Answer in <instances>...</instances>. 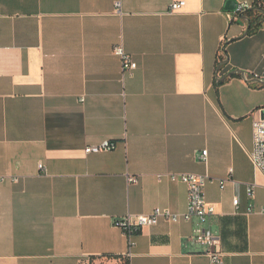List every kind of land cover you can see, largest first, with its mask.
<instances>
[{
  "label": "crops",
  "instance_id": "1",
  "mask_svg": "<svg viewBox=\"0 0 264 264\" xmlns=\"http://www.w3.org/2000/svg\"><path fill=\"white\" fill-rule=\"evenodd\" d=\"M228 1L254 0H0V264H210L195 220L143 228L124 258L115 221L186 212L169 174L208 177L222 264H264V23L246 35Z\"/></svg>",
  "mask_w": 264,
  "mask_h": 264
},
{
  "label": "built area",
  "instance_id": "2",
  "mask_svg": "<svg viewBox=\"0 0 264 264\" xmlns=\"http://www.w3.org/2000/svg\"><path fill=\"white\" fill-rule=\"evenodd\" d=\"M184 7V3H173L170 5L169 14L178 13L181 8ZM252 8V4L241 3L237 5L235 11L231 13L232 20H238L245 11ZM114 55L119 57L121 61V71L122 73L130 74L136 70L137 65L133 62L129 56H127L121 46H116L113 51ZM222 54V49H219V55ZM223 59L217 60L216 65L219 68L223 64ZM252 139L253 148L249 153V159L254 166V168L260 172L264 177V118L254 120L252 123ZM116 148L115 143L110 141H103L98 145L87 146L84 149V153L97 154L100 152H110ZM199 159L206 163L207 151H202ZM43 167L39 165V169ZM172 183L182 184L186 187L188 204L186 212L182 215L171 212L168 209H155L150 215L145 216H132L117 220L114 226L120 229L125 237L129 240L128 252L124 255V258L128 259L131 255L130 250L132 247L131 238L139 233L143 228L154 227L160 221L167 223H179L192 222L195 220L197 222V228L194 230L189 241L200 245L205 248L204 254L209 258L210 264H222L221 258V241L218 234L213 233L208 225L211 217L215 215L214 208L209 205L204 198V188L208 180L207 176H196V175H184V174H169L163 175ZM129 183H136L134 177H128ZM16 181V180H14ZM227 180L220 181L219 186L221 189ZM253 185H248L246 188L247 196L249 198L253 197ZM233 205L237 207L238 200L233 199ZM264 212V211H263ZM91 264V263H87Z\"/></svg>",
  "mask_w": 264,
  "mask_h": 264
},
{
  "label": "trees",
  "instance_id": "3",
  "mask_svg": "<svg viewBox=\"0 0 264 264\" xmlns=\"http://www.w3.org/2000/svg\"><path fill=\"white\" fill-rule=\"evenodd\" d=\"M238 21L246 24V35L248 36L254 35L257 31H259L264 23V0H254L252 8L239 16ZM222 59L224 60V58ZM232 77H235V75ZM221 84L222 83L215 84V88L219 87ZM254 87L261 88L260 85H255Z\"/></svg>",
  "mask_w": 264,
  "mask_h": 264
},
{
  "label": "water",
  "instance_id": "4",
  "mask_svg": "<svg viewBox=\"0 0 264 264\" xmlns=\"http://www.w3.org/2000/svg\"><path fill=\"white\" fill-rule=\"evenodd\" d=\"M236 7H237V5H236V3H235L234 1H228V2L226 3V9H227L228 11L233 12V11H235ZM218 70H219V68H218ZM235 74H241V76H243V73H240V72H238V71H236V72H232V73H229L228 75L224 76L223 78H221V79L219 80L220 83H221L226 77H228V76L230 77V76H233V75H235Z\"/></svg>",
  "mask_w": 264,
  "mask_h": 264
}]
</instances>
